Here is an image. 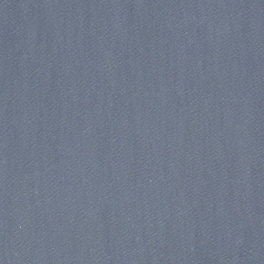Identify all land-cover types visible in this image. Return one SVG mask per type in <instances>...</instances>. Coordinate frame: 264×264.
I'll use <instances>...</instances> for the list:
<instances>
[{
    "label": "water",
    "instance_id": "water-1",
    "mask_svg": "<svg viewBox=\"0 0 264 264\" xmlns=\"http://www.w3.org/2000/svg\"><path fill=\"white\" fill-rule=\"evenodd\" d=\"M0 264H264V0H0Z\"/></svg>",
    "mask_w": 264,
    "mask_h": 264
}]
</instances>
